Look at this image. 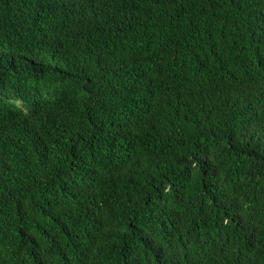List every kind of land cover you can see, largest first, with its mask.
<instances>
[{
  "label": "trees",
  "instance_id": "1",
  "mask_svg": "<svg viewBox=\"0 0 264 264\" xmlns=\"http://www.w3.org/2000/svg\"><path fill=\"white\" fill-rule=\"evenodd\" d=\"M0 264H264V0H0Z\"/></svg>",
  "mask_w": 264,
  "mask_h": 264
}]
</instances>
